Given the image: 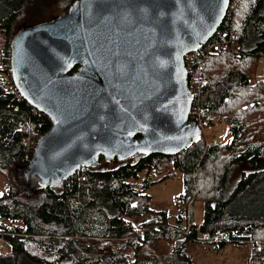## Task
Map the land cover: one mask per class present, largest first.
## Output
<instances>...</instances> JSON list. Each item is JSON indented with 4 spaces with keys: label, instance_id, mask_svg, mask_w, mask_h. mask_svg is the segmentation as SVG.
<instances>
[{
    "label": "trees",
    "instance_id": "16d2710c",
    "mask_svg": "<svg viewBox=\"0 0 264 264\" xmlns=\"http://www.w3.org/2000/svg\"><path fill=\"white\" fill-rule=\"evenodd\" d=\"M28 1L0 0V173L8 182L0 193V264H193L188 248L199 243L218 253L248 244L250 264H264V79L256 75L264 0H229L208 40L219 50L206 43L203 53L184 57L188 86L198 87L188 118L206 126L223 118L228 142L206 141L200 130L179 154H145L110 167L100 166L101 156L98 167H81L61 185L29 193L12 176L50 120L18 95L11 79V40L25 25ZM174 170L184 176L177 216L150 208L146 193ZM152 171L161 176L152 179ZM140 172L136 186L129 180ZM196 202L202 204L198 222ZM148 214L134 226L133 218Z\"/></svg>",
    "mask_w": 264,
    "mask_h": 264
},
{
    "label": "water",
    "instance_id": "95a60500",
    "mask_svg": "<svg viewBox=\"0 0 264 264\" xmlns=\"http://www.w3.org/2000/svg\"><path fill=\"white\" fill-rule=\"evenodd\" d=\"M228 5L73 0L60 15L22 25L11 40V79L50 125L12 176L20 192L59 186L101 156L122 162L185 151L200 127L188 119L184 57L214 35Z\"/></svg>",
    "mask_w": 264,
    "mask_h": 264
},
{
    "label": "rangeland",
    "instance_id": "374dc122",
    "mask_svg": "<svg viewBox=\"0 0 264 264\" xmlns=\"http://www.w3.org/2000/svg\"><path fill=\"white\" fill-rule=\"evenodd\" d=\"M69 2H71V0H30L24 5L23 23L36 24L47 21L53 16L60 15L68 6ZM23 23L19 24V26ZM256 75L264 78V52L258 60ZM191 79L194 81V78ZM191 87L192 93L194 94V97H196L198 87L195 86L194 83ZM221 119L222 120H217V118H215L210 126H206L204 123H199L201 124V134L206 141L215 140L219 143L228 142V128L223 118ZM115 163L117 162H100V166L110 167ZM173 173L172 177L152 184L146 190V193L151 197L149 201L150 208L155 210H166L173 216H177L180 215L183 210V207L179 208L175 202H177L178 196L183 193L184 176L179 170H174ZM160 176L161 174L152 171V179H158ZM139 177L140 178L138 180L130 179L129 181L136 186L137 184L140 185V182L144 177V173L140 172ZM7 189L8 182L4 175L0 173V193L7 191ZM201 205V202H196L193 207L196 222L201 221L202 219ZM151 216L152 215L148 214L133 218L134 226L138 227L143 221L147 220ZM8 249L9 244L6 243L2 250L6 251ZM236 250H238V252ZM188 251L191 254L193 264H250V246L248 244H244L238 248L228 246L225 250L218 253L212 246L199 243L191 245L188 248ZM128 257L130 258L129 261L134 263L136 259V256L134 257V252L128 253Z\"/></svg>",
    "mask_w": 264,
    "mask_h": 264
},
{
    "label": "built area",
    "instance_id": "2783aa9c",
    "mask_svg": "<svg viewBox=\"0 0 264 264\" xmlns=\"http://www.w3.org/2000/svg\"><path fill=\"white\" fill-rule=\"evenodd\" d=\"M206 43H207V48L212 47V49L219 50V44H216V43H215V45L212 46L213 43H210L209 41H207ZM206 43H205V44H206ZM205 44H204V45H205ZM204 45H203V46H204ZM203 46H202V47H203ZM202 47H200L198 50H196V51L198 52V54L203 53L202 50H201ZM207 48H206V49H207ZM207 50H208V49H207ZM3 67H4V66H3L2 60H0V69L3 68ZM189 89H190V92L192 93V87L190 88V86H189ZM17 93H18V92H17ZM192 94H193V93H192ZM18 95H19V94H18ZM19 96H20V95H19ZM20 97H21V96H20ZM193 98H194V94H193ZM37 138H38V137H36V139H35V141H34V143H33V147H34V145H35V142H36ZM32 149H33V148H32ZM31 151H32V150H31ZM1 243H2V238L0 237V244H1Z\"/></svg>",
    "mask_w": 264,
    "mask_h": 264
},
{
    "label": "crops",
    "instance_id": "0c3cea01",
    "mask_svg": "<svg viewBox=\"0 0 264 264\" xmlns=\"http://www.w3.org/2000/svg\"><path fill=\"white\" fill-rule=\"evenodd\" d=\"M261 77V76H260ZM264 79V78H263ZM237 252H238V250H236ZM249 257H250V255H249Z\"/></svg>",
    "mask_w": 264,
    "mask_h": 264
},
{
    "label": "flooded vegetation",
    "instance_id": "af4514ba",
    "mask_svg": "<svg viewBox=\"0 0 264 264\" xmlns=\"http://www.w3.org/2000/svg\"><path fill=\"white\" fill-rule=\"evenodd\" d=\"M131 158V157H130ZM133 158H135V157H133Z\"/></svg>",
    "mask_w": 264,
    "mask_h": 264
}]
</instances>
